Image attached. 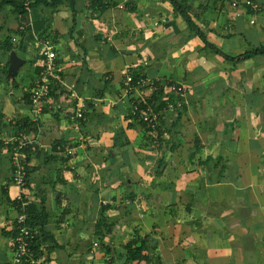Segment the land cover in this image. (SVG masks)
Segmentation results:
<instances>
[{
    "label": "crops",
    "instance_id": "obj_1",
    "mask_svg": "<svg viewBox=\"0 0 264 264\" xmlns=\"http://www.w3.org/2000/svg\"><path fill=\"white\" fill-rule=\"evenodd\" d=\"M93 1L76 0L75 21L68 4L0 11V264L13 260L20 194L48 211L53 242L41 248L51 264H126L136 236L155 247L139 264H264V55L238 58L264 46V0H254L257 13L246 0L190 1L195 23L235 61L206 49L167 0ZM47 41L58 50L56 100L74 87L89 102L74 158L59 152L75 144L65 115L32 116ZM128 68L187 87L180 119L167 115L176 125L163 150L151 149L122 99ZM24 131L38 144L21 190L5 142Z\"/></svg>",
    "mask_w": 264,
    "mask_h": 264
},
{
    "label": "built area",
    "instance_id": "obj_2",
    "mask_svg": "<svg viewBox=\"0 0 264 264\" xmlns=\"http://www.w3.org/2000/svg\"><path fill=\"white\" fill-rule=\"evenodd\" d=\"M30 4L32 0H21ZM238 1L233 3L237 7ZM245 6H249L254 11H260V4L253 0L244 1ZM44 63L43 69L36 79L30 92V106L33 120H38L45 112L52 114H64L66 119L71 123L72 131L75 136L74 145H62L59 152L64 158H74L77 150L86 142L83 133V125L86 121V114L89 110V102L81 97L74 87L69 89L68 99L57 101L54 95H59L61 89V76L58 72L57 58L58 50L51 41H47L44 46ZM132 69L128 68L125 73V87L122 99L129 101L130 109L133 115H139L148 126L155 128L158 118L164 116V113H173L176 108L183 106L186 100L188 90L187 87L177 83L168 81L164 84V101L168 103L167 109L156 112L152 105L148 103L150 99L143 89L154 86V83L147 79L140 78L135 81L132 75ZM58 89L57 91H55ZM6 145L12 147V165L13 180L21 190L27 186L28 179V150L38 144L35 135L29 132H21L13 141H6ZM153 147H159V143L155 142ZM20 203L19 215L16 220V233L14 238V256L10 264H51L43 254L42 248H37L36 239L39 235V229L28 224L26 208L29 201L20 194L18 196ZM97 246V244H95Z\"/></svg>",
    "mask_w": 264,
    "mask_h": 264
},
{
    "label": "trees",
    "instance_id": "obj_3",
    "mask_svg": "<svg viewBox=\"0 0 264 264\" xmlns=\"http://www.w3.org/2000/svg\"><path fill=\"white\" fill-rule=\"evenodd\" d=\"M167 1L174 7L176 14L180 16L183 19V21L187 24L191 33L199 37L203 41L206 49L211 50L212 52L224 57L227 60H231V61L236 60V58L225 54L222 50H220L213 43H211L208 39L207 33L195 23L191 15V6H190L191 0H167ZM65 4H68L70 10L72 11L73 19L75 21L76 15L78 13L75 8L76 0H32L30 4L22 2L21 0H0V11L4 7H11L12 11L15 14L27 15L31 10L43 7L49 10L50 12H56L59 10L61 6ZM92 6H93V9L95 8L96 9L97 8H101V9L116 8L119 6V0H94L92 2ZM246 7L249 8L250 11L257 13V11H254L249 6H246ZM256 55H264V46L255 48L239 56L238 58L240 60L249 59ZM131 73L134 76L135 81L139 80L140 78H144V76L137 75L135 72H131ZM164 84L165 82H162V83L155 82L153 86L154 91H153L152 97L148 100V103L152 105L153 109L158 113L162 109L168 108V103L164 101V96H165ZM57 90L58 89H56L55 91ZM59 91H60V88H59ZM54 96L56 98L59 95L57 94ZM181 99L183 102L186 103V100L184 98H181ZM185 103L183 104V106H181L180 108H176L175 110V112L179 113V119L181 117V112L186 105ZM128 104H130L129 101H128ZM130 113H131L130 114L131 120L139 123L140 125L144 127V135L151 149L163 150L164 145L166 144V141L163 140L165 133L166 132L171 133L176 125V124H171V122L167 120L168 113L165 112L164 116L162 117L160 116L158 118L155 128L148 126L147 123H145L142 119H140L139 115H133L131 112V109H130ZM24 132H28V131H24ZM155 142L159 143V147H153ZM33 148H35V145H33L28 150L27 162L29 161L30 152L32 151ZM166 167H167V161L164 158H160L156 164L155 175L157 177L162 176ZM27 170H28V179H29V175H30L29 166H27ZM28 179H27V182H28ZM16 205H18L19 207L20 203L16 202ZM26 214L28 218V224L32 227L38 228L40 232L36 239L37 248H40L42 246V243L46 241L53 242V240L50 239V234L46 231V226L48 223L49 215H48V211L46 210L45 206L43 205L38 206L36 204L29 203V205L26 208ZM126 250H127L126 264H135V263L139 264L143 261L150 263L155 247L152 246L149 237H145L142 239L136 236L131 242L127 244ZM107 252L111 253V250Z\"/></svg>",
    "mask_w": 264,
    "mask_h": 264
},
{
    "label": "rangeland",
    "instance_id": "obj_4",
    "mask_svg": "<svg viewBox=\"0 0 264 264\" xmlns=\"http://www.w3.org/2000/svg\"><path fill=\"white\" fill-rule=\"evenodd\" d=\"M232 44L234 43V41L231 42ZM234 46V45H233ZM223 51V50H222Z\"/></svg>",
    "mask_w": 264,
    "mask_h": 264
}]
</instances>
